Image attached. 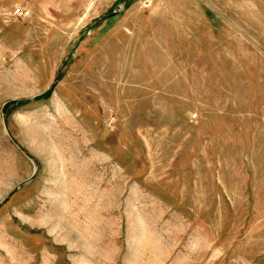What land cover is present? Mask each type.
<instances>
[{
  "label": "rangeland",
  "instance_id": "obj_1",
  "mask_svg": "<svg viewBox=\"0 0 264 264\" xmlns=\"http://www.w3.org/2000/svg\"><path fill=\"white\" fill-rule=\"evenodd\" d=\"M0 264H264V0H0Z\"/></svg>",
  "mask_w": 264,
  "mask_h": 264
},
{
  "label": "trees",
  "instance_id": "obj_2",
  "mask_svg": "<svg viewBox=\"0 0 264 264\" xmlns=\"http://www.w3.org/2000/svg\"><path fill=\"white\" fill-rule=\"evenodd\" d=\"M50 94V90H48L47 92L39 95V96H36L34 99H41V98H46L48 97ZM28 100H20V101H10V102H7L5 103V105L3 106V109H5L8 105H12V106H16V105H19L21 103H25L27 102Z\"/></svg>",
  "mask_w": 264,
  "mask_h": 264
}]
</instances>
